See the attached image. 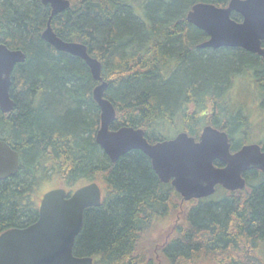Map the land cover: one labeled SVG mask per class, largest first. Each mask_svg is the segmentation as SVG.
<instances>
[{"label":"trees","instance_id":"1","mask_svg":"<svg viewBox=\"0 0 264 264\" xmlns=\"http://www.w3.org/2000/svg\"><path fill=\"white\" fill-rule=\"evenodd\" d=\"M69 1L51 26L100 61L115 109L111 129L140 127L154 142L170 129L198 139L208 124L227 132L231 150L248 142V115L229 93L246 72L264 92V60L240 47H200L208 35L186 19L196 2L229 0ZM49 14L41 0H0V43L25 54L11 74L13 108L0 111V138L19 156L17 172L0 179V232L37 219L44 180L55 178L68 193L96 181L101 203L83 211L76 256L96 264H264V173L246 172L242 189L218 186L183 200L142 151L111 161L95 141L99 81L83 59L41 37ZM168 217L176 222L151 241L154 219ZM146 242H161L159 258L148 256Z\"/></svg>","mask_w":264,"mask_h":264},{"label":"water","instance_id":"2","mask_svg":"<svg viewBox=\"0 0 264 264\" xmlns=\"http://www.w3.org/2000/svg\"><path fill=\"white\" fill-rule=\"evenodd\" d=\"M41 1L50 6L41 37L55 49L83 59L92 77L99 81L92 91L100 108L95 141L111 161L132 149L142 151L159 179L170 181L183 200L208 197L217 185L231 191L242 189L246 182L244 172L251 168L264 171V151L258 143H245L231 151L227 132L208 124L202 127L197 140L180 131L171 138L149 142L140 127L123 125L111 129L115 109L104 96L107 83L101 77L100 61L87 52L85 44L60 38L51 26L52 17L65 10L70 1ZM232 11L240 14L241 20H234ZM186 19L208 35L200 47H240L264 57V0H229L226 6L196 2ZM24 57L22 50L0 43V109L4 112L14 105L9 94L12 68ZM214 161L223 165L217 166ZM18 168V152L0 138V179L13 176ZM101 196L96 181L71 193L63 187L45 191L34 222L0 232V264H94L90 255H74L73 246L82 227L84 209L98 206Z\"/></svg>","mask_w":264,"mask_h":264},{"label":"rangeland","instance_id":"3","mask_svg":"<svg viewBox=\"0 0 264 264\" xmlns=\"http://www.w3.org/2000/svg\"><path fill=\"white\" fill-rule=\"evenodd\" d=\"M247 73V72H246ZM244 73V76H238L234 79L233 86L231 89L230 97L232 99V105L235 108L241 107L244 114L248 115L249 119V131L247 135L249 136L248 143L258 142L262 139L264 135V117L262 113L258 110L256 106L259 104V94H261L260 89L257 87H252V82L249 77V74ZM177 130H168L166 134L168 137H173L176 134ZM58 181L55 178L46 179L37 189V192L41 195V193L45 192L54 187H58ZM36 192V193H37ZM176 222L175 217L168 218H155L154 224L152 226V232L148 235L151 241L161 237H165L170 227ZM161 242H159L160 244ZM158 243L151 244L146 242L147 245V253L148 256L152 255L154 257L159 258L160 253L157 251ZM96 264V263H94ZM98 264V263H97Z\"/></svg>","mask_w":264,"mask_h":264},{"label":"flooded vegetation","instance_id":"4","mask_svg":"<svg viewBox=\"0 0 264 264\" xmlns=\"http://www.w3.org/2000/svg\"><path fill=\"white\" fill-rule=\"evenodd\" d=\"M228 4V3H227ZM217 6H219V5H217ZM226 6V5H225ZM233 13H235V14H238V13H236V12H234V11H232L231 12V17H232V14ZM233 18V17H232ZM234 19V18H233ZM238 19L239 20H241V15L240 14H238ZM238 19H234V20H236V21H238ZM207 38H208V36H207ZM261 45L264 47V41H262L261 42ZM12 49V48H11ZM243 49V48H242ZM245 50V49H244ZM247 51V50H246ZM253 54H256L257 56H259L262 60H264V57H262V56H260V55H258L257 53H254V52H252ZM17 63H19V62H16L15 64H14V66L17 64ZM14 66H13V68H14ZM13 68H12V70H13ZM11 74H12V71H11ZM11 74H10V80H11ZM11 86V85H10ZM256 85L255 84H252V87H255ZM258 89H260V91L259 92H261V94H259V97H260V100H259V104H258V106H256L257 108H258V110L262 113V116L264 117V105L262 104L263 103V100H264V92H263V90L261 89V87H258ZM9 94H10V88H9ZM10 97H11V94H10ZM11 99H12V97H11ZM13 108V107H12ZM0 111H2L1 109H0ZM10 111V110H9ZM9 111H6V112H9ZM2 112H4V111H2ZM5 113V112H4ZM178 132H180V131H178ZM178 132H176V134L178 133ZM175 134V135H176ZM174 135V136H175ZM168 138H171V137H168ZM155 142V141H154ZM262 142H264V135H263V137H262V139L260 140V141H258L257 143L260 145V147H261V150L262 151H264V146H263V144H262ZM248 143V142H247ZM238 149V148H237ZM236 150V149H235ZM231 151H234V150H231ZM221 165H223L221 162H219V165L218 166H221ZM152 168V167H151ZM255 168H251V169H249V170H247L246 172H252V170H254ZM257 171H260V172H262V173H264V171H261V170H259V169H256ZM154 171V170H153ZM246 172H244V177H245V173ZM159 178V177H158ZM161 181V180H160ZM161 182H163V183H169L170 181H167V182H164V181H161ZM100 186V185H99ZM218 186H220V185H217L216 186V189H217V187ZM221 187V186H220ZM100 188H101V186H100ZM223 189H225L224 187H222ZM225 190H228V189H225ZM216 191V190H215ZM231 191V190H230ZM101 193L103 194V191H102V188H101ZM215 193V192H214ZM213 193V194H214Z\"/></svg>","mask_w":264,"mask_h":264},{"label":"bare ground","instance_id":"5","mask_svg":"<svg viewBox=\"0 0 264 264\" xmlns=\"http://www.w3.org/2000/svg\"><path fill=\"white\" fill-rule=\"evenodd\" d=\"M97 81V80H96Z\"/></svg>","mask_w":264,"mask_h":264}]
</instances>
